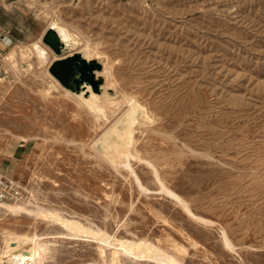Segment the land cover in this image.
Wrapping results in <instances>:
<instances>
[{
    "label": "rangeland",
    "instance_id": "1",
    "mask_svg": "<svg viewBox=\"0 0 264 264\" xmlns=\"http://www.w3.org/2000/svg\"><path fill=\"white\" fill-rule=\"evenodd\" d=\"M2 8L0 161L27 202L97 237L152 243L184 264H264V0H22ZM55 20L76 33L79 48L90 42L85 58L107 65L113 95L132 94L152 116L135 131L134 174L92 147L120 131L123 114L114 119L127 104L108 90L112 116L97 121L48 76L56 54L42 37ZM35 42L49 52L46 63ZM66 49L58 58L81 50ZM19 142L26 151L6 161ZM1 218L0 253L8 234L32 232L57 237L44 264H112L122 253L108 247L104 259L91 236L68 240L57 224ZM118 262L160 264L131 255Z\"/></svg>",
    "mask_w": 264,
    "mask_h": 264
},
{
    "label": "bare ground",
    "instance_id": "2",
    "mask_svg": "<svg viewBox=\"0 0 264 264\" xmlns=\"http://www.w3.org/2000/svg\"><path fill=\"white\" fill-rule=\"evenodd\" d=\"M67 26L63 22L59 20H55L52 22L51 27L55 28V30L58 32V35L60 36L65 47L71 48L72 51H75L77 48L81 49L80 52L83 53L84 57L90 54L91 49H90V44H88L90 42L86 41L87 43L79 48V46H81V40L79 39L77 35H75L76 33L74 34ZM33 48L36 50L38 59L41 61V63H46L48 61L49 52L44 47H42L38 42L33 43ZM93 52L94 51L92 49V54ZM27 53L28 52L25 51V52H22L21 54L23 57H25L27 56ZM14 54H15L14 51L11 52L10 57L13 58ZM87 57L89 58L90 56H87ZM99 58L100 57L95 58V55H94V57L90 59L95 60ZM58 59L60 58H58L57 55H54L52 60L54 62L55 60H58ZM102 72L101 71L96 72V76L98 78L103 77L105 80L104 74H102ZM104 73L106 74V72ZM48 76L56 81V79L50 74L49 70H48ZM108 80L110 82L112 79L111 80L108 79ZM106 81H107V78L104 81L101 87V91L99 93H95L91 89V87L88 86L87 92L89 96H85L84 92L78 95H75V94L73 95L70 92V90L65 89L66 87L64 88V92L67 96L73 97L80 106L88 109L92 113L91 115L95 116L94 118H96L97 121L102 120L103 122H107L109 121V117L112 116V113L110 112V110H112L113 108L111 107L112 101L109 98L110 96L111 97L115 96V100L116 98H119L127 104V107L123 111H121L114 119L115 121L121 114H123L120 119V131L118 132L117 129L113 131L114 133L118 132L119 134L118 135L114 133L112 134L110 133L109 135L107 134L106 136L102 138V141L98 144V149H96L95 143H97L100 138L98 137L97 139L94 140L92 147L98 153L97 155L102 157V159H105L106 162L108 161V163H111L115 166H120V167L123 166L125 168H130L133 171V169L131 168L130 160L132 158L137 160L138 158V156L136 155L137 153H136L135 146H134L136 128L142 122H149V123L153 122V118L148 112L147 108L144 105H142V103H140L138 99L134 97L132 94H126L127 93L126 91H124L126 92L124 93L118 90L119 93L116 92L115 95H113V93L111 92L112 95L109 96L108 90H110L111 88L109 87L107 89V85L109 83L108 82L106 83ZM123 84L128 85L125 82H123ZM56 85L59 88L62 87L61 85L57 83ZM114 85L115 83H113V86ZM58 87H56V89ZM18 138L20 137L18 136ZM28 139L29 138H26V137L24 138V140H28ZM157 173L155 174V177ZM133 174H134V171H133ZM140 185L141 184H139V186ZM162 186L165 187L164 185ZM140 187L142 188V186ZM144 189L147 190L146 188ZM144 189H141V190L143 191ZM162 190L166 191L163 188ZM170 191H166L165 193L166 194L168 193L167 195L170 194V196L173 195L172 197H175L176 201L178 199L181 206L186 208L187 209L186 211H188V213L189 212L191 213V214L189 213L190 215H193L192 211H190V209L188 208V205L186 204V202L180 199L178 195ZM0 212L2 215L4 214L5 216H11L13 218L25 216V217H30L36 220H43L47 224L60 225L63 229L67 231L66 233L61 235L62 238H65L68 240H76L79 237L91 236L99 241L100 243L99 248H100L101 256L104 259L107 256L106 249L108 247L119 246L120 247L119 251H122V253L119 254L117 250L114 251V254L112 255L113 257L111 258L112 264L119 263L118 261L121 255H131V256H134L135 258L151 259L156 262H159L160 264H184L177 257L168 254L167 252L163 251L159 247L154 246L152 243H147L145 241L136 243V242L128 241V240H119L117 238L112 239L111 236H109L107 233H102L100 234V236L97 237V231L95 232L91 227L81 223L80 221L72 219V218H66L63 215H61V213L57 210H49L46 208H42L41 206L34 205L31 202L26 201L24 203H15V204L0 203ZM201 220L199 222H201ZM1 221H3L2 218L0 219V222ZM53 238H57V237L40 235L37 232H32L30 234H27V233L8 234L6 238L7 239V249L3 253H0V264H44L47 261L48 254L51 251L50 244L52 242H50L49 239H53ZM225 239H226L227 246H230L229 241H228L229 239H227L226 236H225Z\"/></svg>",
    "mask_w": 264,
    "mask_h": 264
},
{
    "label": "water",
    "instance_id": "3",
    "mask_svg": "<svg viewBox=\"0 0 264 264\" xmlns=\"http://www.w3.org/2000/svg\"><path fill=\"white\" fill-rule=\"evenodd\" d=\"M42 42L60 57L67 51L58 32L51 26L44 33ZM102 69V59L88 60L82 52H74L70 56L55 60L50 65L49 72L73 94L78 95L84 92L85 96H89L88 86L95 93L101 91L105 80L103 77L98 78L96 72ZM110 92L113 93L112 90Z\"/></svg>",
    "mask_w": 264,
    "mask_h": 264
},
{
    "label": "built area",
    "instance_id": "4",
    "mask_svg": "<svg viewBox=\"0 0 264 264\" xmlns=\"http://www.w3.org/2000/svg\"><path fill=\"white\" fill-rule=\"evenodd\" d=\"M9 168L0 166V203H24L27 197L20 180L8 175Z\"/></svg>",
    "mask_w": 264,
    "mask_h": 264
},
{
    "label": "crops",
    "instance_id": "5",
    "mask_svg": "<svg viewBox=\"0 0 264 264\" xmlns=\"http://www.w3.org/2000/svg\"><path fill=\"white\" fill-rule=\"evenodd\" d=\"M3 1H7V0H2V2L0 4V7H3L2 9H6V11H7L8 8H6V6L13 7V4L15 2L17 3L18 1H22V0H9L8 1L9 3H7V5ZM7 23L8 22L6 20H3L0 17V29L3 30L5 34H7V31L6 30L9 29ZM48 28H49V26L45 29L44 33L46 32V30ZM9 33H10V31H9ZM44 33H43V35H44ZM6 38L8 39V37H6ZM9 147L7 148V151H11V152L10 153H7L6 152L4 154L5 155L4 156L5 157L4 159H6V161H10L11 162L12 160H15L16 159V156L20 155L19 153H21V152L24 153L26 151L27 143H25V144H22L20 142L19 143H16L12 150H10ZM4 164H5L4 160L0 161V166H3ZM5 167H8L9 168L8 165H5Z\"/></svg>",
    "mask_w": 264,
    "mask_h": 264
}]
</instances>
